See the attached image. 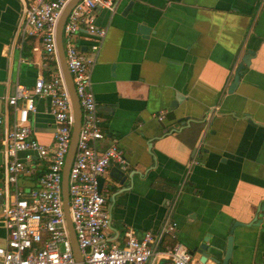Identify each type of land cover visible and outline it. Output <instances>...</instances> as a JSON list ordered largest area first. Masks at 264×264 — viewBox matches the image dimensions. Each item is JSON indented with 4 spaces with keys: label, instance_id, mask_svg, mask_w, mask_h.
<instances>
[{
    "label": "crops",
    "instance_id": "obj_1",
    "mask_svg": "<svg viewBox=\"0 0 264 264\" xmlns=\"http://www.w3.org/2000/svg\"><path fill=\"white\" fill-rule=\"evenodd\" d=\"M20 6L0 0V94L55 68L41 58L37 36L16 29ZM94 14L105 27L89 70L98 145L115 138L127 160L101 175L110 237L120 242L127 226L140 234L172 218L186 247L206 234L215 240L218 260L202 264H220L231 228L228 264H264V0H115ZM75 39L85 50L83 28ZM29 124L36 140L51 145L47 98H34ZM44 169L34 156L18 183L34 185L33 173ZM3 199L0 192V206ZM5 237L0 222V245Z\"/></svg>",
    "mask_w": 264,
    "mask_h": 264
},
{
    "label": "built area",
    "instance_id": "obj_2",
    "mask_svg": "<svg viewBox=\"0 0 264 264\" xmlns=\"http://www.w3.org/2000/svg\"><path fill=\"white\" fill-rule=\"evenodd\" d=\"M66 0H20L16 29L21 37L34 35L42 45L41 58L53 59L55 68L38 71L31 85L16 82L12 93L0 94V151L3 181L0 222L5 242L0 245V264H76L61 200V168L73 121L68 92L55 55V23ZM115 0H77L61 26L64 61L80 109L75 150L67 170L68 216L82 264H202L176 238V221L165 218L155 230L136 234L122 230V241L108 233L109 214L105 195L97 189L98 177L110 163L120 169L127 160L115 138L98 145L103 136L90 87L89 70L105 34L95 22L96 7L113 9ZM85 31L86 49L75 39ZM45 97L53 118L51 145L31 135L29 112L34 98ZM160 119L162 112L155 114ZM45 161L35 184L22 187L18 175L33 157Z\"/></svg>",
    "mask_w": 264,
    "mask_h": 264
},
{
    "label": "water",
    "instance_id": "obj_3",
    "mask_svg": "<svg viewBox=\"0 0 264 264\" xmlns=\"http://www.w3.org/2000/svg\"><path fill=\"white\" fill-rule=\"evenodd\" d=\"M77 0H66L64 5L62 6L60 13L57 17L56 23H55V55H56V60L58 63V67L60 70V73L62 75L66 90L69 95L70 99V104L72 108V115H73V121L71 125V130H70V140L68 144V148L65 154L64 158V163L61 168V179H60V186H61V200H62V208L64 212V217L66 220V225L68 229V235L70 239V244H71V249L72 253L74 256V259L76 261V264H82L81 262V256L80 252L78 250L74 232L72 229L71 222L69 220L68 216V210H67V205H68V198H67V170L69 163L72 159L74 150H75V145H76V138H77V131H78V126L80 122V109L78 106L77 102V97L73 88V84L71 81L70 74L66 68L65 61H64V53H63V45H62V36H61V26L64 21V18L70 9V7L73 5V3ZM128 6V5H127ZM127 6L125 8H127ZM142 27V26H140ZM81 49H83V46H80ZM251 51L247 50L246 56H242L241 60L236 66L234 76L232 78V83L230 84L233 85L234 82L238 78V74L240 69L242 68L243 63H246L247 55L250 54ZM102 176L98 177V183H97V189L100 190L101 185H102ZM231 228H229L228 232L229 234L225 238V243L223 246V255L220 258V264H228L229 261V256H230V251H231V245H232V235H231ZM208 234L202 236L201 240L193 244L192 246H187L188 252L190 254H193L194 252H197L199 254L198 260L199 261H204L205 258L209 257L212 260H218L216 258L214 251L218 249V244L215 240H212L210 243H208ZM171 264V263H170Z\"/></svg>",
    "mask_w": 264,
    "mask_h": 264
},
{
    "label": "trees",
    "instance_id": "obj_4",
    "mask_svg": "<svg viewBox=\"0 0 264 264\" xmlns=\"http://www.w3.org/2000/svg\"><path fill=\"white\" fill-rule=\"evenodd\" d=\"M27 47H28V45L25 46V44H24V42H23V43H22V47H21V48H22V52H24V48H27ZM38 175H39V174H38ZM38 175H34V173H33L32 176H33V178H37ZM217 264H219V263H217Z\"/></svg>",
    "mask_w": 264,
    "mask_h": 264
}]
</instances>
